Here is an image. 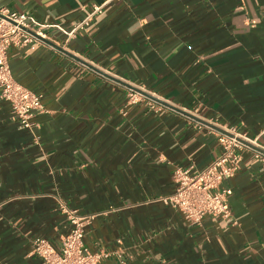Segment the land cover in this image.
Returning a JSON list of instances; mask_svg holds the SVG:
<instances>
[{
    "label": "crops",
    "instance_id": "1",
    "mask_svg": "<svg viewBox=\"0 0 264 264\" xmlns=\"http://www.w3.org/2000/svg\"><path fill=\"white\" fill-rule=\"evenodd\" d=\"M3 9L44 26L8 59L46 113L26 130L0 102V264H41L32 242L59 246L63 206L94 216L84 242L113 253L102 264H264V169L252 154L223 184L230 217L191 225L164 201L176 168L197 173L220 154L219 132L264 145V0H0ZM129 87L165 104H128Z\"/></svg>",
    "mask_w": 264,
    "mask_h": 264
},
{
    "label": "built area",
    "instance_id": "2",
    "mask_svg": "<svg viewBox=\"0 0 264 264\" xmlns=\"http://www.w3.org/2000/svg\"><path fill=\"white\" fill-rule=\"evenodd\" d=\"M100 13L102 6L88 11L76 29L89 25ZM43 27L35 17L24 12L10 9L0 11V102L10 104L14 118L26 130H33L37 125L35 118L46 113L43 96L15 81L8 55L13 46L24 47L38 41L44 36ZM73 31L65 33L70 36ZM141 102H146L152 109L161 110V105L148 97L144 90L129 87L128 104ZM225 131L218 133L220 154L206 168L197 173L184 168L175 169V193L164 201L171 204L191 225H201L206 216H231L229 198L233 191L223 184L236 177L245 153L252 154L264 169V145L259 142V137L250 139L234 129ZM62 211L69 224L59 246L42 237L32 242V254L40 258L41 264H102L113 255L105 251L92 252L85 246V230L93 215H79L65 206Z\"/></svg>",
    "mask_w": 264,
    "mask_h": 264
},
{
    "label": "water",
    "instance_id": "3",
    "mask_svg": "<svg viewBox=\"0 0 264 264\" xmlns=\"http://www.w3.org/2000/svg\"><path fill=\"white\" fill-rule=\"evenodd\" d=\"M109 77H111V76H109ZM145 94H146L148 97L152 98L153 100L158 101V102H160L161 104H165V103L162 102L161 100H159V99H157V98H154V97L148 95L147 93H145ZM166 105H167V104H166ZM175 109H176V108H175ZM176 110H178V111H180V112H182V113H184V114H186V115H188V116H191L190 114H188V113H186V112H183V111H181V110H179V109H176ZM191 117H193V116H191ZM221 132L226 133V131H221Z\"/></svg>",
    "mask_w": 264,
    "mask_h": 264
}]
</instances>
